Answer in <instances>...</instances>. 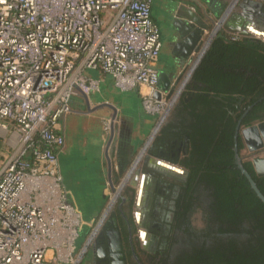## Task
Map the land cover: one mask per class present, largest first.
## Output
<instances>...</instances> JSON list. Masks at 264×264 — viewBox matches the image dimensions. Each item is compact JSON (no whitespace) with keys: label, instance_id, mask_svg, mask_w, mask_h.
Here are the masks:
<instances>
[{"label":"built area","instance_id":"built-area-1","mask_svg":"<svg viewBox=\"0 0 264 264\" xmlns=\"http://www.w3.org/2000/svg\"><path fill=\"white\" fill-rule=\"evenodd\" d=\"M151 3L0 0V264H78L84 252L58 164L74 93L111 76L120 91L151 92L143 107L157 125L167 117L170 103L152 96L161 41Z\"/></svg>","mask_w":264,"mask_h":264},{"label":"crops","instance_id":"crops-1","mask_svg":"<svg viewBox=\"0 0 264 264\" xmlns=\"http://www.w3.org/2000/svg\"><path fill=\"white\" fill-rule=\"evenodd\" d=\"M246 1L152 0L151 18L161 41L156 68L159 78L164 75L152 96L159 92L171 105L167 118L171 117L163 127L174 123L176 113L182 109L181 103L199 92L219 101L230 99L241 110L242 117L248 113V84L264 82V52L251 55L253 46L248 45L249 42L264 44V0H250L251 4ZM246 10L247 15L253 16L252 20L243 16ZM235 17L237 21L232 23ZM175 22H180L182 29ZM242 25H248V36L229 30ZM199 28H205L203 34L197 33ZM232 36H237L242 44L232 45ZM208 54L211 58L205 62ZM205 68L212 69L216 76L208 79ZM195 76L206 83L196 81ZM149 93L145 87L120 91L112 77L105 76L100 91L87 94V100L79 92L74 93L68 112L59 119V131L65 137L64 148L58 153L62 186L80 213L81 231L84 228L87 231L84 243L77 245V249L84 247V252L78 255V264L83 259H93V251L88 250L89 235L95 223L108 216L106 200L111 189L107 147L114 111L106 105L112 104L117 109L114 139L108 149L114 180L123 171L122 164L128 162V167L137 154L139 162L150 155L148 145L154 138L158 119L143 107V96Z\"/></svg>","mask_w":264,"mask_h":264},{"label":"trees","instance_id":"trees-1","mask_svg":"<svg viewBox=\"0 0 264 264\" xmlns=\"http://www.w3.org/2000/svg\"><path fill=\"white\" fill-rule=\"evenodd\" d=\"M241 44L238 40L232 43ZM248 45L253 46L251 55L264 52L262 43ZM210 58L208 54L205 62ZM204 72L208 79L216 76L210 68ZM194 79L206 83L199 76ZM248 91L249 105H256L243 117L230 99L219 101L199 92L181 103L182 109L176 113L174 123L161 129L165 128L171 136L189 137V152L175 161L187 171L188 182L174 200L169 216L171 235L175 229L186 227L183 231L186 239H181L183 247L174 264H264V205L236 167L233 150L239 122L241 127H247L264 120V82L249 83ZM239 148L241 152V142ZM245 166L251 171L250 164ZM253 177L264 194V186L254 174ZM117 179L113 180L114 184ZM197 210L206 222L202 235L188 233L191 216Z\"/></svg>","mask_w":264,"mask_h":264},{"label":"flooded vegetation","instance_id":"flooded-vegetation-1","mask_svg":"<svg viewBox=\"0 0 264 264\" xmlns=\"http://www.w3.org/2000/svg\"><path fill=\"white\" fill-rule=\"evenodd\" d=\"M255 105L256 103L248 105L246 111L249 113ZM164 129L155 138L153 145L149 147L150 155L138 163V165L141 164L140 167L136 166L127 179L128 181L132 177V185V182L137 184L140 181V186L141 184L144 186L141 202L139 203L138 199L137 203L135 202L134 193L126 194L127 199L121 197V205L113 211L117 216V227L112 225L110 219L112 212L104 221L98 220L95 223L88 243L92 244L93 249L91 251L94 253L92 264H174L175 256L183 247V242L178 237V233L183 232L186 227L180 225V227L182 226L179 228L181 230L175 229L174 234L171 235L169 216L173 209L174 200L188 182V173L184 168L178 166L183 172L168 176L151 167L150 159L157 158L176 164V160L183 158L189 152V137L186 134L182 138L171 136ZM241 145L244 147L242 142ZM260 152H264V148L255 152L247 151L246 156H253L252 159H254L255 155ZM252 159L245 161L242 156L243 165L246 168L245 164H250L251 171L246 169L252 177L254 174L260 180L259 183L264 186V176L256 174ZM127 163L121 165L123 171L126 169ZM138 169H140V173L135 178ZM123 198L126 200L122 201ZM162 212L164 213L163 216H161ZM166 212L168 217L165 216ZM117 229L120 237L119 234L117 236ZM189 232L193 233L191 229L188 230ZM187 237L189 236L187 235ZM190 237L196 239L193 235ZM119 238L122 239L123 247L118 241ZM184 238L186 239V235ZM139 250L146 255L142 257L143 255L140 254Z\"/></svg>","mask_w":264,"mask_h":264},{"label":"water","instance_id":"water-1","mask_svg":"<svg viewBox=\"0 0 264 264\" xmlns=\"http://www.w3.org/2000/svg\"><path fill=\"white\" fill-rule=\"evenodd\" d=\"M248 4L250 3V0L246 1ZM255 5V4H254ZM258 6V5H255ZM248 10H246L243 13V16L249 18L250 20L253 19V16L247 15ZM237 17V16H236ZM236 17L232 19V23L236 22ZM235 19V20H234ZM175 25L179 28L182 29V24L180 22H175ZM227 27V26H226ZM205 29V28H203ZM203 29L199 28L197 29V33L199 34H203ZM248 25H246L245 27L239 26V27H229V30L232 32H236L239 31L242 35L244 36H248ZM196 49V48H194ZM164 75L161 74L159 80L162 81L164 79L163 77ZM80 95L83 96V98H85L86 100L88 99L87 94H84L82 92H80ZM154 99L160 100L162 99V96L160 95L159 92H155L153 94ZM106 106H108L110 109H112L114 111V114L112 116V120L114 122V120L116 119L117 116V112H116V107L113 106L112 104H107ZM112 122L111 124V135L109 137V141H108V147H107V159H108V181H109V185L112 191L115 190V186L112 180V162L110 160V158L108 157V149L111 145V143L113 142L114 139V123ZM158 130V129H157ZM157 132V131H156ZM240 142L243 143L244 147L246 148L247 151L249 152H255L258 150H261L262 148H264V120L260 121V122H256L250 126L247 127H241V122H239L236 131H235V135H234V153H235V164L236 167L238 168V170L241 172V174L247 179L248 183L250 184L251 189L253 190V192L256 194V196L258 197V199L260 200V202L264 205V194L260 191L257 183L255 182V180L253 179L252 175L248 172V170L244 167L243 162H242V156L240 154V148H239V144ZM139 158L140 155L137 154L136 158L134 159V161L132 162V168L130 169V171H128L126 173V179L124 181V184L127 182V179L130 177V174L132 173L133 169L138 166L139 163ZM151 167L155 168L156 170L168 175V176H174L177 173H181L183 172V170L181 168L178 167V165L167 161V160H160L157 158H151ZM252 164L253 167L255 169V172L258 176H264V158H254L252 159ZM140 173V169L136 170L135 173V178L136 176ZM133 185H136L134 182H132ZM123 186V185H122ZM144 186L141 184L140 191H139V197H138V202H141V199L143 198L144 195ZM126 199L123 198L122 201H125ZM137 213H139V210L137 211ZM110 219L112 221V225L114 227H117V216L115 212H112L110 215ZM117 232V236L119 234L120 237V233L118 231V229L116 230ZM119 243L120 245L123 247L122 244V239L119 238Z\"/></svg>","mask_w":264,"mask_h":264},{"label":"rangeland","instance_id":"rangeland-1","mask_svg":"<svg viewBox=\"0 0 264 264\" xmlns=\"http://www.w3.org/2000/svg\"><path fill=\"white\" fill-rule=\"evenodd\" d=\"M170 113V112H169ZM168 113V114H169ZM171 116H168V118L166 117L164 119V122L161 123L160 125H156L154 132V138L152 140V143H150V145H148V148L151 147V145H153V142L155 140V138L160 134V130L163 128V126L167 123V121L170 119ZM167 120V121H166ZM159 127V129H158ZM158 129V130H157ZM158 131V132H156ZM148 155H149V150H148ZM247 155V150L246 148H242L241 150V156H243L244 160H251L253 156H246ZM146 156H144L142 158V161L145 159ZM255 157H264V152H260L257 155H255ZM254 157V158H255ZM141 164L138 165V168L140 167ZM132 168V163L127 167V169L123 172L122 176L120 177V179L115 180L114 182L116 184H114L115 186V190H108V195H107V200H106V206H107V213L106 214H110L111 212L117 210V207H119L120 204V199L121 197H125L126 194H130V193H134L135 196V202L137 203V199L139 197V186H140V181L136 184V185H132L131 184V180L132 177L124 184V181L126 179V173L128 171H130V169ZM123 185V186H122ZM111 189V188H110ZM126 198V197H125ZM127 199V198H126ZM134 211L136 212V210L134 209ZM138 215V213H136ZM164 213L162 212L161 216H163ZM166 217H168V214L166 212L165 214ZM164 216V217H165ZM134 218V217H133ZM206 227V222L204 220V216L202 214V212L200 210H197L192 216H191V225H190V229L193 232H196L197 235H202V232L204 231ZM139 231H141V229H138ZM86 229L84 228V230H82L80 232V238L77 239L76 244L78 245V247H80L84 241H85V236H86ZM91 234L89 235L90 238ZM178 237L180 239H183L185 237V234L183 232L178 233ZM88 238V240H89ZM92 244H89L88 250H92ZM140 254L143 255L142 257H144L145 255L142 253L141 250H139ZM89 261H83L80 264H92L93 260L88 259Z\"/></svg>","mask_w":264,"mask_h":264}]
</instances>
